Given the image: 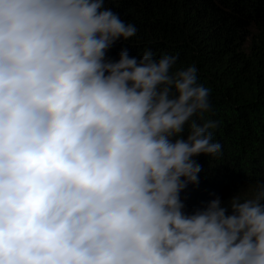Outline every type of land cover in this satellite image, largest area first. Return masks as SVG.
<instances>
[{
    "label": "clouds",
    "instance_id": "9594fccd",
    "mask_svg": "<svg viewBox=\"0 0 264 264\" xmlns=\"http://www.w3.org/2000/svg\"><path fill=\"white\" fill-rule=\"evenodd\" d=\"M109 0H0V264H264V182L187 213L222 155L195 64Z\"/></svg>",
    "mask_w": 264,
    "mask_h": 264
},
{
    "label": "trees",
    "instance_id": "16d2710c",
    "mask_svg": "<svg viewBox=\"0 0 264 264\" xmlns=\"http://www.w3.org/2000/svg\"><path fill=\"white\" fill-rule=\"evenodd\" d=\"M106 7L137 28L108 57L118 60L125 49L130 57L146 49L157 58L178 54V66L195 64L211 89L205 118L217 122L222 155L194 157L202 170L199 184L181 193L184 210L264 182V0H109Z\"/></svg>",
    "mask_w": 264,
    "mask_h": 264
}]
</instances>
